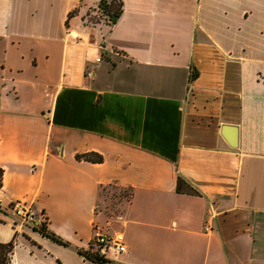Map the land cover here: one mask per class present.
I'll use <instances>...</instances> for the list:
<instances>
[{"label":"crops","instance_id":"crops-1","mask_svg":"<svg viewBox=\"0 0 264 264\" xmlns=\"http://www.w3.org/2000/svg\"><path fill=\"white\" fill-rule=\"evenodd\" d=\"M101 1L0 0V208L32 204L68 244L0 211L10 264L89 262L96 223L124 235L120 264H264V0H120L89 22ZM107 185L132 189L115 220Z\"/></svg>","mask_w":264,"mask_h":264},{"label":"built area","instance_id":"built-area-1","mask_svg":"<svg viewBox=\"0 0 264 264\" xmlns=\"http://www.w3.org/2000/svg\"><path fill=\"white\" fill-rule=\"evenodd\" d=\"M99 60V55L93 58L96 63ZM0 211L7 214L12 226L18 231L30 230L39 232L44 226L46 227L44 215L36 211L32 204L14 201L7 207L0 208ZM209 216H214L212 208ZM210 230V226L207 225L205 231L208 232ZM87 251L109 264H120L116 257L126 252L124 235L119 231H112L109 225L93 224L92 237Z\"/></svg>","mask_w":264,"mask_h":264},{"label":"trees","instance_id":"trees-1","mask_svg":"<svg viewBox=\"0 0 264 264\" xmlns=\"http://www.w3.org/2000/svg\"><path fill=\"white\" fill-rule=\"evenodd\" d=\"M98 10H101L102 15H106L110 18L111 23L120 16L122 13L123 4L120 0H108V1H101L97 5ZM77 160H82L90 163L99 164L103 162V157L97 153H85L82 155H76ZM3 171L0 169V186H1V178H2ZM184 182L178 178L177 180V191H182L185 189L183 186ZM111 188L115 191L119 190L117 193L115 192L112 195L111 199L114 200V203L110 205V209L116 210L114 213L115 217H120L124 214L126 205L129 203L131 196H132V189L120 187L117 185H107V186H100L98 188L97 194V211H98V201L101 197V192L106 189ZM108 210V209H107ZM104 211L105 216H111L109 211ZM42 235L50 238L52 241L56 242L57 244L67 246L66 242H63L60 238L56 237L54 234L47 231V228L44 226L40 231ZM14 249V242L8 243H0V264H10L11 255ZM78 254L83 256L86 261L92 262L94 264H109L104 260H100L97 256H93L89 253V251H78Z\"/></svg>","mask_w":264,"mask_h":264},{"label":"rangeland","instance_id":"rangeland-1","mask_svg":"<svg viewBox=\"0 0 264 264\" xmlns=\"http://www.w3.org/2000/svg\"><path fill=\"white\" fill-rule=\"evenodd\" d=\"M182 1H188L190 4H192L193 9H195L197 7V4L200 3V0H177V2H182ZM100 19L107 21L109 24L111 23L110 18L106 15H102L101 10H98V8H96L90 12L89 17H88L89 22H96ZM118 191L119 190L115 191L114 189L106 188L101 192V197L98 201V212H100V214L103 215L104 219H110V220L117 219V217H115V215H114L116 210L110 209V205L114 203V200L111 199L112 195H114L115 192L117 193ZM106 210L109 211V214L111 216L108 217V216H105L103 214L104 211H106ZM61 251H63V250L61 249ZM71 259H72L71 257H69V261L66 259L67 264H73V261ZM53 264H56L55 261L53 262ZM60 264H61V262H60ZM63 264H66V263H63ZM74 264H75V262H74ZM84 264H91V263L85 262Z\"/></svg>","mask_w":264,"mask_h":264},{"label":"water","instance_id":"water-1","mask_svg":"<svg viewBox=\"0 0 264 264\" xmlns=\"http://www.w3.org/2000/svg\"><path fill=\"white\" fill-rule=\"evenodd\" d=\"M224 130H230V128L225 127Z\"/></svg>","mask_w":264,"mask_h":264}]
</instances>
